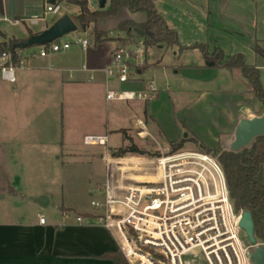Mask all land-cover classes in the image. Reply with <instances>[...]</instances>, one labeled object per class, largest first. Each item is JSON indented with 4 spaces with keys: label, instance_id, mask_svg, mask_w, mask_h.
<instances>
[{
    "label": "crops",
    "instance_id": "1",
    "mask_svg": "<svg viewBox=\"0 0 264 264\" xmlns=\"http://www.w3.org/2000/svg\"><path fill=\"white\" fill-rule=\"evenodd\" d=\"M109 2L107 0L105 9ZM154 2L169 26L177 31L183 46L197 43L210 45L215 15H229L232 13L230 9L233 10L234 19L242 24L235 27L239 37L236 38L243 47L239 49L246 51V48L251 52L252 62L249 64L260 70L264 87V34L256 30L252 32L253 20L252 24L247 22L251 14L237 9L243 5L250 8L249 0ZM55 3L61 6V11L66 3L69 11L66 14L73 19L79 12L77 5L63 0H0V42L10 39L23 41L32 36L30 31L35 34L49 27L62 13L47 12V7ZM88 3L91 10L100 9L99 0H88ZM225 4L228 7L223 14ZM34 17H38L36 23H32ZM123 20L143 23L147 14L125 8L117 17H102L98 21V29L107 33L110 39L97 42L92 35L94 26H90L82 30L83 39L89 41L87 47L79 44L76 51L71 52L73 47L63 51L66 55L60 61L57 57L60 53L32 58L25 66L16 68L15 82L4 80L0 74V264H84L92 260L91 264H112L111 260L99 258V255L107 251H121L119 242L107 228L95 219H87L97 214L92 205L82 208L72 206L64 198H55L48 189L38 187V179L46 177L44 174L52 166L50 163L63 158V163L75 161L82 152L81 148L67 145L62 131L64 125L61 118L64 120L67 109L79 107V111L82 108L92 113L91 117L94 116L93 123L96 125L83 137L88 133L97 134L93 133L96 130L99 135L108 133L111 140L114 132L110 131L120 130V127L132 125L147 133L150 125L143 118L147 105L153 118L151 121L169 143L178 140L185 128L189 130L187 135L192 134L199 143L209 148L222 146L223 143V148H226L234 140L241 119L261 115L259 110L263 104L250 90L241 71L206 67L198 48L180 50L179 46L166 47L162 44L145 48L142 40L137 39L135 43L128 44L141 50L139 54L133 53L134 82L122 85L115 78L108 77L106 69L115 51L122 46L115 38L127 35V32L117 30ZM7 22L21 26L18 36L4 30L6 28L1 25ZM256 46L263 51V55L256 52ZM215 47L214 43L210 49ZM80 55L82 66L73 64ZM245 56L249 61L248 54ZM144 64L149 67L138 72L137 67ZM67 71L74 73L67 75ZM156 80L161 81V87L153 99L148 102L139 100L136 110L125 104L113 106L112 111H116L111 113L113 101L106 99L108 89H143L149 81L157 85ZM54 111L57 115L44 121V114ZM120 119H128V124H113L119 123ZM181 125L183 129H180ZM54 128L57 131L56 140L45 139L44 136L49 137V132H46ZM85 156L84 159L94 164L102 177L94 186L98 188L105 179L104 159ZM42 195L49 200L46 207L38 203ZM52 205L54 211L49 215ZM40 215L46 217V224L40 223ZM78 216L86 219L79 222ZM108 233L116 241L112 237L113 242L106 240Z\"/></svg>",
    "mask_w": 264,
    "mask_h": 264
},
{
    "label": "built area",
    "instance_id": "2",
    "mask_svg": "<svg viewBox=\"0 0 264 264\" xmlns=\"http://www.w3.org/2000/svg\"><path fill=\"white\" fill-rule=\"evenodd\" d=\"M47 12L58 14L61 6L49 5ZM37 20L32 18V23ZM74 43L87 47L89 41L60 38L19 48L15 56L4 52L0 54L1 77L15 82L18 66L66 51ZM140 52L120 46L106 69L107 76L122 85L134 82L132 58ZM158 91L155 82L149 81L143 89L110 88L106 99L151 100ZM83 141L104 148L106 169L103 184L93 189L99 194L91 201L97 214L87 219H95L115 236L128 264H253L251 252L256 246L243 240L239 225L244 210L235 209L216 155L179 149L155 157L126 156L112 150L109 134H89ZM85 219L77 217L79 222ZM40 223L46 224L44 215H40Z\"/></svg>",
    "mask_w": 264,
    "mask_h": 264
},
{
    "label": "trees",
    "instance_id": "3",
    "mask_svg": "<svg viewBox=\"0 0 264 264\" xmlns=\"http://www.w3.org/2000/svg\"><path fill=\"white\" fill-rule=\"evenodd\" d=\"M63 1L79 7V12L74 20L81 30L94 26L93 34L97 42L110 39L107 33L98 29V21L102 17H117L120 11L125 8L131 12H145L147 20L143 23L123 20L118 24V31L127 32L125 37L115 38L120 45L133 44L137 39H141L145 48L160 44L166 47L179 46L180 50L198 48L204 56L206 67L226 68L229 70L239 69L249 84L250 90L264 106V87L261 81L260 70L255 65L247 63L245 54L235 53L226 55L219 47H215L213 51H210L208 43H197L193 46L181 45L177 31L169 26L166 19L157 9L154 0H110L108 8L94 11L90 9L88 0ZM134 27L141 28L144 31L143 36L130 31ZM30 35H33L32 31H30ZM19 42L20 40L18 39L0 42V54L11 52L15 56L16 51L19 49L16 45ZM256 52L263 55V51L258 46H256ZM14 63H18L16 57H14ZM148 67V64L138 66L137 71L143 72ZM144 114L147 121L153 120L147 105ZM122 131L126 133V130ZM126 139L131 144L120 148L117 154L149 153L133 143L130 136H126ZM188 141L198 144L202 150L213 153L218 157L225 171L235 209L237 211L249 210L252 212L255 223V235L258 241L264 244V135L256 138L249 147H245L240 151L223 149L221 145L209 148L199 143L195 137H183L181 140L170 142L172 147L171 152L182 149ZM99 258L109 259L112 261V264H128L119 250L104 252L99 255Z\"/></svg>",
    "mask_w": 264,
    "mask_h": 264
},
{
    "label": "rangeland",
    "instance_id": "4",
    "mask_svg": "<svg viewBox=\"0 0 264 264\" xmlns=\"http://www.w3.org/2000/svg\"><path fill=\"white\" fill-rule=\"evenodd\" d=\"M249 1H250V6H249L250 8H248L247 5H243V7L237 8V9H241V11H245V12L248 11L249 14H251V17L249 21L247 22H250V24H252L251 21L253 20L254 24L253 26H251L253 29L252 32L256 30L264 34V0H249ZM240 6H242V4H240ZM66 7H67L66 3L63 4V9L61 11L62 13L60 16L66 13H69ZM224 7L225 9L222 10V13L227 11L226 8L228 7V5L225 4ZM230 11L232 13H230L229 15H226V13L225 14L223 13L224 15H221L218 13L215 15V18L212 20V23L214 24L215 28L214 29L211 28L210 32L213 35L212 36L210 35V40H209V43H210L209 48H211V46H213L215 43V45L221 48L225 52L226 55L235 54V53L243 51L241 50L243 47L239 44V41L236 38L238 37L237 35L238 33H235L237 31L235 27L236 28L240 27L242 26V24H240L239 22H237L236 19H234L235 17H233V15H235V13L233 12V10L230 9ZM1 26L3 28L4 27L6 28L4 30L8 31L9 33L13 32L17 36L19 34L18 32H20L19 30L21 27V26H13L9 22L3 23ZM92 35L94 36L93 33ZM83 37L84 35H83L82 30H79V31L65 35L64 37H62V40H69V41L76 42L78 40H82ZM72 47L73 48L71 52L79 49L80 45L74 43ZM245 50L246 51H243L242 53H245V55L248 54L249 61H247V63H251L252 62L251 52L246 48ZM210 51H213V50L210 49ZM65 55L66 53L60 52V54L57 55L58 61H60V59H62V57H64ZM77 63L79 64L82 63L81 55L80 57L78 56L74 59L73 64H77ZM80 66H82V64ZM72 73L74 72L67 71V75H70ZM157 82H158L157 84L158 86L157 85L156 86L158 87V89H160L161 81H157ZM76 88L79 89L80 87L76 86ZM139 100L140 99L128 100V101H123V102L113 101L111 102V105H110L111 106L110 111L111 113L113 112L112 114H114L116 110L112 111L113 110L112 107L124 105V104L128 106V108L132 110H136L138 108ZM146 102H148V100ZM78 108L76 107V109L72 108L70 110L67 109L65 112L64 120L63 118H61L62 119L61 121H63L64 127L62 131L64 132L66 142L68 143L67 145H69V147L76 146V148H78L79 150L81 148L82 152L79 153L78 156H76L75 161L63 163L64 161V158H63L62 161L50 163L52 166L47 168L49 169V171L47 170L46 175L44 174V176L46 177H44L43 179L41 178L38 179V187L42 186L43 188L48 189L55 198H59V199L64 198L66 203L72 206L75 205V206H78L79 208H82V207H90L91 200L99 198V194L97 192H93V189H95L94 186L97 185L102 179L99 172L97 173L98 168L95 167V165L92 164L91 162L86 161L84 159V156L86 155L88 157H91V159L92 158L101 159L103 158L104 148L98 145L88 146L84 144V141H83L84 137L86 135H89L90 133L86 134L84 137H83V134L86 133L88 130L92 129L94 125H96V123L95 124L93 123L94 116L91 117L92 113L85 112L83 111L82 108L79 111ZM259 111H260L259 113L262 115L264 111L263 105H261ZM54 112L53 113L46 112L44 114V121H49L51 117L54 118L55 115H57V111H54ZM143 118H145V114L143 115ZM134 120L136 119L134 118L132 120L133 125H134ZM128 121H129L128 119H120L119 123L116 122L113 124H117L118 126H126L128 124ZM147 124L150 125V129H148L147 133L144 132L143 130L135 129L132 125L128 127H120L121 128L120 130L119 128H117L114 131H110V132H114L110 140L111 145H112V150L117 154L118 153L117 151L120 148L129 146L131 143L129 140L126 139V136H130L133 140V143H135L140 149H144L145 151L149 153L148 154L147 153L146 154L126 153L127 155L126 154H123V155L129 156V155L134 154L137 156H145V157L154 156L155 157V156H159L162 154L170 153L172 147L170 143L168 142V140L164 137V135H162L161 132L158 131V129L155 126V123H153V121L148 120ZM183 128L184 127L181 125L180 129H183ZM122 130H126V133H124ZM48 132H49V137L44 136L45 139L47 140L51 139L55 141L57 138L56 128L49 130L46 133ZM188 132L189 130L184 128L180 135L181 137H179L178 140H181L183 137H186V136L187 138L191 137L192 134L187 135ZM93 133L100 134L96 132V130ZM223 146H224V143L222 147ZM225 149H230V145L226 146ZM182 150H202V149L198 146V144H195L192 141H188L185 143ZM60 154H62V150H60ZM81 154L82 156H80ZM53 207L54 206L52 205L49 208L48 210L49 215L53 213L54 211ZM73 215L74 214H71V217H74ZM241 236L245 242L248 241L247 236L245 235L244 232H242ZM111 237L112 239H114L112 234L108 233V238L106 240L112 241ZM93 261L94 260H92L91 262ZM91 262H87L84 264H91Z\"/></svg>",
    "mask_w": 264,
    "mask_h": 264
},
{
    "label": "water",
    "instance_id": "5",
    "mask_svg": "<svg viewBox=\"0 0 264 264\" xmlns=\"http://www.w3.org/2000/svg\"><path fill=\"white\" fill-rule=\"evenodd\" d=\"M107 0H99L100 9H105ZM79 30V26L76 21L68 14H64L56 19L49 27L39 33H35L28 39L20 41L17 48H28L34 45H44L54 42L69 33H73ZM130 31H134L140 36H143L144 31L139 27L131 28ZM264 135V113L259 116L251 118H243L239 121L236 130L235 138L230 144V150L240 151L245 147H249L252 142ZM38 203L42 207H46L49 200L46 195H42L38 199ZM240 227L247 236L250 244L256 246L251 252V260L253 264H264V244H259L255 235V223L252 212L244 210L239 222Z\"/></svg>",
    "mask_w": 264,
    "mask_h": 264
}]
</instances>
